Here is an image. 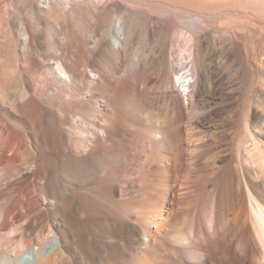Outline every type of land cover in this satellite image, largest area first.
I'll use <instances>...</instances> for the list:
<instances>
[{"label":"bare ground","instance_id":"6f19581e","mask_svg":"<svg viewBox=\"0 0 264 264\" xmlns=\"http://www.w3.org/2000/svg\"><path fill=\"white\" fill-rule=\"evenodd\" d=\"M193 18L197 77L176 80L169 32ZM251 20L264 23V0H0L5 97L32 107L31 129L0 145V264H264V120L248 111L235 148L204 160L220 143L206 138L216 111L193 99L212 73L204 42L231 43L232 59ZM137 41L151 46L129 60ZM21 49L41 54L43 78Z\"/></svg>","mask_w":264,"mask_h":264},{"label":"rangeland","instance_id":"374dc122","mask_svg":"<svg viewBox=\"0 0 264 264\" xmlns=\"http://www.w3.org/2000/svg\"><path fill=\"white\" fill-rule=\"evenodd\" d=\"M9 10L12 12L14 9L10 7ZM177 22L176 26H173L169 32V36L173 40L171 49L169 50L172 53H170L169 58L171 59V67L173 66L171 68L173 69V77L178 80L176 75L177 72H179L180 75L183 73L188 75L190 73L193 77L190 76L187 77V79L194 80L197 76L195 71L190 69L192 56H190V47L187 43V37L192 31H195V33H204V25L200 20L194 18L187 20L183 19L180 21L177 19ZM250 23L251 26L248 27L250 30L247 28L248 36L245 41L243 40L244 42L241 45L243 47H241L240 52L236 53V56H233L232 59L226 55L227 53H225L227 50L230 51L232 49L231 43L226 41L224 43V41L222 42L221 40H218V48H216L217 50H214L215 48L212 45L208 42H204L203 49L206 53L207 62L211 63L210 66L212 73L210 74L211 76L209 75L205 80L203 92L197 93L194 91L193 99L200 107L199 112L202 116H206V111L209 107L216 111L212 115L211 124L208 123L209 126L212 125L210 128H214L207 129L206 138L209 140L216 138L219 139L220 142L219 146L211 151L213 153L210 152L204 160L209 159V161H211L212 157L216 158V156L230 153V151L235 148V136L237 131L236 123H238L240 119L243 120L248 111L252 110L255 114L257 113L256 115L259 116L258 119H261H259V121L262 122L264 120V23L259 20H251ZM137 42L130 45L131 51L129 50V60L135 58L134 53L136 50L139 49L146 53L148 51L147 48H150L149 46H151L150 43L146 44ZM20 51V54L24 57L23 62H26L31 67L29 72L37 73L38 77L43 78L45 70L42 68H34L32 66L34 61H42L41 54L35 49H30L27 52L22 49ZM233 59H236V62H234ZM183 63H185L186 66ZM221 77H224V85L223 83H221L220 86L215 85L214 83ZM166 82V80L160 82L152 81L151 83L146 84V89L160 91ZM6 84V75L0 73V145L9 131L12 132L13 129H18L20 127H24L27 130L31 129V105L27 99L17 101L18 99L14 100L12 98H6L5 94H9L10 88L9 86H6ZM177 85L174 84L173 87L177 89ZM219 87H223L224 91L229 93L230 96L228 100L219 102ZM184 99L188 102L186 96ZM162 104L163 101L158 99L154 100L152 101V104H150L151 109L164 113V107H162ZM194 114L195 113L193 112L189 114L191 120H193L192 117ZM225 120H230L231 123L226 124ZM182 123H180L183 126L180 138L183 142V146L186 148L187 145L194 140V137L191 136V130L194 125H192V121L191 123L186 121ZM260 124L261 123L259 122L257 129H259ZM205 126L207 127V125ZM42 161H44V159H42ZM198 166L194 161H188L187 172L189 173L190 170L193 172L185 175V181L188 180L189 182H193L196 179L194 176H196L195 170Z\"/></svg>","mask_w":264,"mask_h":264}]
</instances>
